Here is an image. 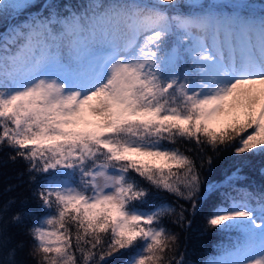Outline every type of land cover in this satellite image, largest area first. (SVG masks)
<instances>
[{"label": "snow or ice", "instance_id": "6c2138e0", "mask_svg": "<svg viewBox=\"0 0 264 264\" xmlns=\"http://www.w3.org/2000/svg\"><path fill=\"white\" fill-rule=\"evenodd\" d=\"M0 28V152L30 190L0 201V264L20 234L33 264H189L163 221L198 214L226 238L200 264H264V0H0Z\"/></svg>", "mask_w": 264, "mask_h": 264}, {"label": "trees", "instance_id": "16d2710c", "mask_svg": "<svg viewBox=\"0 0 264 264\" xmlns=\"http://www.w3.org/2000/svg\"><path fill=\"white\" fill-rule=\"evenodd\" d=\"M2 31V28H0ZM182 151L191 149L192 151H187V154L193 157L197 164L200 163V158L204 153H201L196 144L193 143H181L178 145ZM211 154V153H208ZM247 155V154H246ZM231 150L222 151L216 157L218 170L224 166V164L232 159ZM254 159L257 163L260 160V157H249ZM23 164L16 163L13 164L10 161H7L6 152H0V201L7 199L8 196L13 195L14 193H8L5 191L9 184L16 185L20 184L21 187L17 188L16 192H29L27 184L24 183L26 176H21L20 173L23 172ZM260 176L258 173L252 174L253 184H256L260 181ZM161 202L182 204L184 201H177L176 197L166 193V192H157L155 189H151V196L149 197V204L146 207H151L152 205L159 204ZM29 207H36L35 202L30 201ZM172 218H166L163 223L170 228L174 233H176L181 242L180 252L185 253V259L189 264H200V261L209 253H215L216 246L221 242H226L225 237H219L215 235V230L202 231V228L205 225V219L203 215L198 214L193 220L192 227L189 230H181L179 227L171 223ZM18 239L24 240L26 242V247L23 252L18 254V259L23 260L24 264H33L32 259L28 256V246L30 244V239L25 234L18 235ZM179 252L177 253V256Z\"/></svg>", "mask_w": 264, "mask_h": 264}]
</instances>
